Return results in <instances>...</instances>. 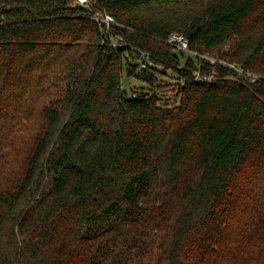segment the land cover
<instances>
[{"label": "trees", "instance_id": "16d2710c", "mask_svg": "<svg viewBox=\"0 0 264 264\" xmlns=\"http://www.w3.org/2000/svg\"><path fill=\"white\" fill-rule=\"evenodd\" d=\"M0 264H264V0H0Z\"/></svg>", "mask_w": 264, "mask_h": 264}, {"label": "rangeland", "instance_id": "374dc122", "mask_svg": "<svg viewBox=\"0 0 264 264\" xmlns=\"http://www.w3.org/2000/svg\"><path fill=\"white\" fill-rule=\"evenodd\" d=\"M188 57L186 53L183 56V60ZM153 72L157 75L158 81L161 84L159 87V94L162 97V102L168 106L179 103V97L176 95L177 83L180 80V77L177 73L163 69L161 66H157L156 70ZM124 87L127 92L133 93L137 92L141 94L150 89V86L144 82L139 81L134 77H124Z\"/></svg>", "mask_w": 264, "mask_h": 264}, {"label": "built area", "instance_id": "2783aa9c", "mask_svg": "<svg viewBox=\"0 0 264 264\" xmlns=\"http://www.w3.org/2000/svg\"><path fill=\"white\" fill-rule=\"evenodd\" d=\"M81 3H85L86 0H80ZM98 21H100V24H104L106 28H109V26L113 23V18L109 14H105L102 18H98ZM168 42L175 46L179 50H183L185 52H189V43L187 38L180 33H173L170 35ZM212 62H214V59H211ZM256 77L252 76L251 80L256 81Z\"/></svg>", "mask_w": 264, "mask_h": 264}]
</instances>
